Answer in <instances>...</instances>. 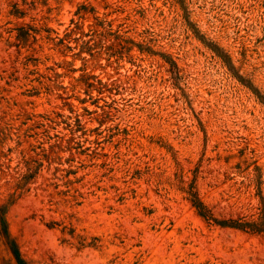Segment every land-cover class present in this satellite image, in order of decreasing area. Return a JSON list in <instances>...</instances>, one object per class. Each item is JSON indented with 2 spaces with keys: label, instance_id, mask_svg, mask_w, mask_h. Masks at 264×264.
<instances>
[{
  "label": "rangeland",
  "instance_id": "rangeland-1",
  "mask_svg": "<svg viewBox=\"0 0 264 264\" xmlns=\"http://www.w3.org/2000/svg\"><path fill=\"white\" fill-rule=\"evenodd\" d=\"M0 264H264V0H0Z\"/></svg>",
  "mask_w": 264,
  "mask_h": 264
}]
</instances>
